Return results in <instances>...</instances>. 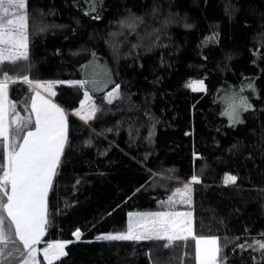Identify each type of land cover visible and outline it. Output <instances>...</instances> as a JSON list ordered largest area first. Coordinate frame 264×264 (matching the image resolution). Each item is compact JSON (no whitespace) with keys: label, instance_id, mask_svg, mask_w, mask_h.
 <instances>
[{"label":"trees","instance_id":"obj_1","mask_svg":"<svg viewBox=\"0 0 264 264\" xmlns=\"http://www.w3.org/2000/svg\"><path fill=\"white\" fill-rule=\"evenodd\" d=\"M92 3L28 0L32 67L5 63L10 73L44 81L95 75L103 82L111 74L106 87L88 86L99 106L88 123L70 114L84 89L55 86L69 143L42 242L72 243L53 264H197L194 238L172 247L95 239L125 231L129 212L167 210L161 201L193 174L201 182L192 203L176 209L193 212L197 235L221 238L222 264H264L255 243L264 240V0H95L94 10ZM130 17L140 18L134 28L122 23ZM198 79L206 92L186 86ZM116 84L120 95L109 102ZM233 93L254 105L238 123L224 114ZM30 96L23 81L10 85L17 104ZM228 174L237 180L226 185Z\"/></svg>","mask_w":264,"mask_h":264},{"label":"snow or ice","instance_id":"obj_2","mask_svg":"<svg viewBox=\"0 0 264 264\" xmlns=\"http://www.w3.org/2000/svg\"><path fill=\"white\" fill-rule=\"evenodd\" d=\"M95 8V0L92 3ZM99 19V16H96ZM130 17L122 23L135 27ZM28 0H0V149L4 162L0 163V264H40L39 253H43L47 264L68 255L66 246L71 240H48L39 247L50 226L49 194L54 188L65 148L69 143V115L54 102L53 85L68 84L84 89V99L80 107L72 109L85 121L95 118L99 106L95 104L91 89L100 90L111 82H103L95 75L80 80H40L30 75L10 73L5 63L13 66L23 64L31 69L29 58ZM191 27V25H186ZM42 30V29H41ZM95 56V53H93ZM87 67V65L83 66ZM23 81L29 85L34 95L31 97L29 114L22 117L16 109V101L10 100V85ZM91 85V89L88 87ZM187 87L194 91H206L204 80H192ZM247 88L255 91L249 82ZM43 93H49L50 96ZM120 95V85L107 93L109 102ZM254 108L249 97L233 93L225 111L232 123L241 122V112ZM35 113L34 117L32 113ZM111 131V129H108ZM91 143V141H89ZM157 175H160L159 173ZM191 182H201V176L193 174ZM236 175L228 174L225 183H234ZM80 181L77 180L76 183ZM192 183L176 187L175 193L161 204L167 210L155 212H129L125 231L101 233L95 237L106 241L163 240L172 247L176 241H186L192 236L196 241L198 264H222V248L217 235H197L194 231L193 213L179 211L177 204H191ZM73 235L77 240L83 233L76 228ZM246 243L237 245L242 250ZM259 245L261 259H264V240L255 241ZM252 247V244H247ZM187 255V253H185Z\"/></svg>","mask_w":264,"mask_h":264},{"label":"rangeland","instance_id":"obj_3","mask_svg":"<svg viewBox=\"0 0 264 264\" xmlns=\"http://www.w3.org/2000/svg\"><path fill=\"white\" fill-rule=\"evenodd\" d=\"M55 86L56 85H53V87L55 88ZM30 88V87H29ZM31 91V90H30ZM41 91H42V93H43V90L41 89ZM56 91V90H55ZM195 92H206V91H195ZM44 95H48V96H50V94L49 93H43ZM34 95V93H32L31 92V96H30V98L26 101V102H21L20 104H17L16 103V105H15V107H16V109L19 111V113H20V115L22 116V117H26V116H28V114H29V110H30V107H31V97ZM54 97L55 96H50V98L54 101V102H56L55 100H54ZM11 100V99H10ZM57 103V102H56ZM66 111V110H65ZM67 112V111H66ZM68 113V112H67ZM70 114H72L73 116H75L76 118H78V119H80L81 121H83V122H85V123H88V121H85V120H83V119H81L79 116H77L76 114H75V112L73 111V112H71ZM34 115H35V113L33 112L32 113V116L34 117ZM90 121V120H89ZM227 178V177H226ZM225 178V179H226ZM225 179H224V181H225ZM189 183H192V185H193V187L197 184V183H199V182H189ZM232 182H229V183H227V184H231ZM189 205V204H188ZM156 211H162V210H156ZM164 211V210H163ZM180 211H191V210H189V209H187V210H180ZM144 212H155V211H144ZM192 212V211H191ZM193 213V212H192ZM128 220H129V216H128ZM193 222H194V214H193ZM127 223H128V221H127ZM194 231H195V224H194ZM187 239H193V237L192 236H189ZM152 240H156V239H152ZM219 244H220V241H219ZM45 246V244L41 241V243H40V245H39V247H41V248H43ZM195 246H196V241H195ZM220 246H221V244H220ZM39 261H40V264L42 263V262H44V263H46L47 264V261L44 259V257H43V254H42V252L41 253H39ZM57 261V260H56ZM196 262H197V264H198V259H197V248H196Z\"/></svg>","mask_w":264,"mask_h":264},{"label":"water","instance_id":"obj_4","mask_svg":"<svg viewBox=\"0 0 264 264\" xmlns=\"http://www.w3.org/2000/svg\"><path fill=\"white\" fill-rule=\"evenodd\" d=\"M82 237H83V235H82ZM82 237H81V238H82ZM73 240H74L75 242H77V241H79L80 239L77 240L76 237L73 235Z\"/></svg>","mask_w":264,"mask_h":264},{"label":"bare ground","instance_id":"obj_5","mask_svg":"<svg viewBox=\"0 0 264 264\" xmlns=\"http://www.w3.org/2000/svg\"><path fill=\"white\" fill-rule=\"evenodd\" d=\"M226 184V183H225ZM226 185H229V184H226ZM43 254V253H42Z\"/></svg>","mask_w":264,"mask_h":264},{"label":"crops","instance_id":"obj_6","mask_svg":"<svg viewBox=\"0 0 264 264\" xmlns=\"http://www.w3.org/2000/svg\"><path fill=\"white\" fill-rule=\"evenodd\" d=\"M61 258H62V257H61ZM61 258H59V259H61ZM59 259H58V260H59ZM54 262H55V261H54Z\"/></svg>","mask_w":264,"mask_h":264}]
</instances>
